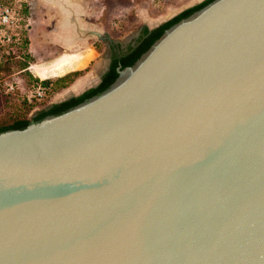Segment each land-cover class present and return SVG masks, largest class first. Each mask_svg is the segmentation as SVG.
Wrapping results in <instances>:
<instances>
[{"label":"water","instance_id":"obj_1","mask_svg":"<svg viewBox=\"0 0 264 264\" xmlns=\"http://www.w3.org/2000/svg\"><path fill=\"white\" fill-rule=\"evenodd\" d=\"M116 72L0 131V264H264V0H211Z\"/></svg>","mask_w":264,"mask_h":264},{"label":"rangeland","instance_id":"obj_2","mask_svg":"<svg viewBox=\"0 0 264 264\" xmlns=\"http://www.w3.org/2000/svg\"><path fill=\"white\" fill-rule=\"evenodd\" d=\"M26 1L0 0V3L17 7L21 11L20 13L24 14L25 12L21 8V3L25 4ZM205 1L207 0H81V3L84 14L87 15V18L91 22H97L98 24L104 23V27L100 29L105 32L104 34L111 41L128 44L136 36L138 29L142 27L153 29L164 21H168L174 17L182 9H186L193 4L195 6L199 5ZM60 6L62 8V13L60 12L61 16L65 13L63 12V7H66L65 11L69 8L68 11L72 13L68 5L61 3ZM80 10L81 8L77 5L76 10L73 12L74 14H80ZM25 18L23 23L27 24ZM60 18L62 20L65 17L62 16ZM87 39H89L87 40L89 41V46H85L78 53L72 51H29V47L27 46V52L23 56L25 60L22 62L28 64L34 72L33 75L42 80L60 77V74L65 70L67 71V69L79 72L74 76L75 79L79 76H89L92 73L99 74L106 65V45L103 41H99L95 37H89ZM92 60L93 62H91ZM17 61L20 60L13 58L8 63L4 62L0 66V123L8 120L9 111L8 108H5L6 93L16 92L18 97L28 98L32 91L26 77L22 73H19ZM64 64L65 68H61L62 70H60L59 66ZM75 79L72 80L75 81ZM7 82L14 83L15 91L8 92L6 90L5 83ZM67 88L59 90L49 98L46 97L43 101L36 100L35 98L28 100L32 105L34 104V108L27 114V118L31 120L38 117L54 101L59 97H63L67 93Z\"/></svg>","mask_w":264,"mask_h":264},{"label":"crops","instance_id":"obj_3","mask_svg":"<svg viewBox=\"0 0 264 264\" xmlns=\"http://www.w3.org/2000/svg\"><path fill=\"white\" fill-rule=\"evenodd\" d=\"M26 2L28 6V14L25 18L27 22L26 37L28 40L29 51H72L78 53V51H82L85 46H89V41H87L89 39L78 38L76 28L78 24L85 31H103H101L100 28L104 27V23H93L87 18V15L84 14L81 0H27ZM61 3L68 5L72 10V13H70L68 11L69 8L65 11L66 7H63V12L65 13L62 16L65 18L62 20L65 21H62L60 18L62 17ZM77 5L81 8L80 14H74L73 12L76 10ZM193 5L186 9L192 8ZM183 10L185 9H182L181 11ZM181 11L175 15L179 14ZM75 22L77 23L76 26ZM102 33L105 32L103 31ZM91 62H93V60ZM61 68H65V64L60 65L59 69L62 70ZM71 71L73 70L67 69V71L65 70L60 76ZM99 81L100 76L97 73H92L89 76H80L75 79L69 88L66 89L67 93L54 102H63L71 97L78 96L97 86Z\"/></svg>","mask_w":264,"mask_h":264},{"label":"trees","instance_id":"obj_4","mask_svg":"<svg viewBox=\"0 0 264 264\" xmlns=\"http://www.w3.org/2000/svg\"><path fill=\"white\" fill-rule=\"evenodd\" d=\"M211 0H207L199 5H196L192 8H189L187 10H185L184 12H182L180 15H178L177 17H175L173 20H170L168 22H166L165 24L161 25L159 28H157L156 30L152 31L151 35L146 38L139 46V48L136 50L135 52V56L133 58H128L125 59L122 63L123 66H127L135 57H137L161 32H163L164 30H166L167 28H169L170 26H172L174 23H176L177 21H179L180 19H182L183 17H185L186 15L190 14L191 12L195 11L196 9L200 8L201 6L205 5L206 3H208ZM21 8H23V11L25 12L20 13L22 20H24V17L27 16L28 14V6L27 3H21ZM21 10V9H20ZM21 12V11H19ZM25 15V16H24ZM147 32V29H144V33ZM21 34V43L18 47H16L14 53L10 56L7 57L4 62L8 63L9 61H11L13 58H17L20 61H17V67L19 69V73H22L23 76L26 77V80L30 83V88L32 90L40 87L44 90V98L41 100L43 101L46 97H50L54 94H56L59 90L64 89L69 87L71 84H73L72 79H75L74 76H76L79 72L78 71H72L70 73H67L63 76L60 77H56L53 79H46V80H42V79H38L34 74V72L32 71L31 67L28 64H25L24 61L25 56V52H27V46H28V40L26 37V32L24 30H22V32H20ZM3 62V63H4ZM2 63V64H3ZM0 64V66L2 65ZM116 66V63L113 64L112 67V72L114 67ZM115 76V74L112 77H109L108 79H106L98 89L90 91L89 93L85 94L88 97L89 95L94 94L97 90H99L101 87H103L105 84H107L113 77ZM80 77V76H79ZM6 99H5V108H8L9 111V115H8V120L6 122H2L0 123V131L6 130V129H11V128H17L20 127L24 124H26L29 119L27 118V114L31 111V109H33V105L32 103H30L28 101V99L26 97H18V95L16 94V92L13 93H6ZM80 99H78L77 101L79 102ZM81 101V100H80ZM77 102V103H78ZM69 104L64 103L62 105L59 106H54L52 108V113H56L58 111H61L63 109L69 108ZM45 115V113H41L38 117H36L35 119H39L41 117H43Z\"/></svg>","mask_w":264,"mask_h":264},{"label":"flooded vegetation","instance_id":"obj_5","mask_svg":"<svg viewBox=\"0 0 264 264\" xmlns=\"http://www.w3.org/2000/svg\"><path fill=\"white\" fill-rule=\"evenodd\" d=\"M185 10H187V9H185ZM185 10L181 11L179 14L175 15L174 17H172L168 21L173 20L175 17L180 15ZM168 21H165L164 23L160 24L159 26H157V27H155L153 29H148L146 27H142V28L138 29V33L136 34V36L133 37L128 44H121V43H118V42L115 43L113 41L108 42L106 44V48H105V50H106L105 51V54H106V65H105L104 69L99 73L100 81H99L98 85L95 86L94 88L90 89V90L85 91L84 93H82V94H80L78 96L71 97V98H69V99H67V100H65V101H63L61 103L51 104L49 107H47L43 111V113H45V115H48V114L52 113V108L54 106H59V105H62L64 103H67L71 107V106L77 104V102H78L77 100L78 99H80L81 101L86 99L87 97L85 98V96H87V95H85V94L89 93L90 91L98 89L100 87V85L106 79H108L109 77H112L114 74L117 75L116 70H117V68L119 66H121V68L126 67V66H123L122 62L125 59L133 58L135 56V52L139 48L140 44L146 38H148L151 35L152 31L156 30L157 28H159L161 25L165 24ZM144 29H147L146 33H144ZM114 63H116V66L114 67L113 72H112V67H113ZM89 96H91V95H89ZM80 100H79V102H81Z\"/></svg>","mask_w":264,"mask_h":264},{"label":"built area","instance_id":"obj_6","mask_svg":"<svg viewBox=\"0 0 264 264\" xmlns=\"http://www.w3.org/2000/svg\"><path fill=\"white\" fill-rule=\"evenodd\" d=\"M22 30L27 33V24L23 23L19 8L0 3V64L20 45ZM5 87L8 92L15 91L14 83L7 82ZM33 98L42 100L44 90L40 87L32 90L27 99Z\"/></svg>","mask_w":264,"mask_h":264},{"label":"bare ground","instance_id":"obj_7","mask_svg":"<svg viewBox=\"0 0 264 264\" xmlns=\"http://www.w3.org/2000/svg\"><path fill=\"white\" fill-rule=\"evenodd\" d=\"M76 22H75V26H76ZM76 28L78 29V34L80 35L81 34V30H83V28L78 24L77 26H76ZM79 38V37H78ZM80 39V38H79ZM87 39V38H86Z\"/></svg>","mask_w":264,"mask_h":264}]
</instances>
